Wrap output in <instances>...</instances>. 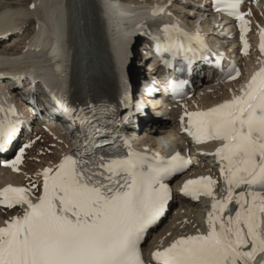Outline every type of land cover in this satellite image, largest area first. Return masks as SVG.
Listing matches in <instances>:
<instances>
[{
  "label": "snow or ice",
  "instance_id": "obj_1",
  "mask_svg": "<svg viewBox=\"0 0 264 264\" xmlns=\"http://www.w3.org/2000/svg\"><path fill=\"white\" fill-rule=\"evenodd\" d=\"M241 3L213 0V8L239 22L247 55L250 21L245 16L250 13L240 11ZM165 7L157 6L153 15L163 13ZM162 32L163 39H153L165 67L177 58L189 68L197 59L208 58L210 49L198 33L179 23L163 25ZM259 37V51L264 54V27L259 29ZM220 60L222 56L216 63L226 80L239 77L235 65L224 69ZM186 83L170 81L173 99L185 97ZM128 99L125 95L124 100ZM59 106L68 118L78 119L81 128L88 123L83 110L76 116V109L64 103ZM91 111L95 114L96 110ZM0 114L3 153L19 134L22 121L16 118L14 106L0 107ZM180 122L196 144L220 142L213 153L203 154L216 157L226 195L217 198V181L211 176L186 180L181 190L184 196L211 198L207 231L181 236L167 247L157 248L151 253L153 264H252L257 254L264 253V65L241 87L239 95L206 110H185ZM106 145H111L107 138L97 142L85 137L75 151L42 169L37 173L42 177V189L35 199L36 183L0 189V206L22 209L21 215L10 217L0 227V264H145L141 242L171 198L166 181L184 171L190 161L179 152L168 159L149 158L132 150L127 140L128 151L123 154L105 152ZM28 147L31 142L20 147L6 166L19 171Z\"/></svg>",
  "mask_w": 264,
  "mask_h": 264
},
{
  "label": "bare ground",
  "instance_id": "obj_2",
  "mask_svg": "<svg viewBox=\"0 0 264 264\" xmlns=\"http://www.w3.org/2000/svg\"><path fill=\"white\" fill-rule=\"evenodd\" d=\"M118 1L128 3L132 8H121ZM250 1L245 0L247 7H252ZM5 2L8 3L7 0H0V6ZM32 4L34 7H31ZM154 4L166 6L168 12L171 11L173 16L183 22L189 24L201 22L204 31L208 32L213 40H219L224 47L226 35H234L228 43L237 41L235 22L223 27L222 21L211 14L208 0H15L0 9V76H2L0 81L4 82L7 79L5 77L11 74L34 71L47 79L48 87L55 88L56 94L71 98L78 92L91 97L93 90L102 86L105 80L115 95L130 84L145 85L146 80L153 76L152 70L157 66L155 64L154 69L150 68L152 63L148 40L136 36L133 46L130 45L128 33L122 31L121 22L135 11L137 15L133 23L141 25L147 8ZM253 9L258 20H262L264 1ZM35 20L37 21L35 31H32L30 25ZM249 21L254 26V19L251 18ZM138 29L140 31L142 28ZM12 38L14 42L8 43ZM253 56L256 57L254 54ZM239 60L245 71L247 66L253 63L251 54L243 55ZM203 75L204 78L199 75L196 77L200 89L198 96L191 100V106L210 105L231 94L228 84H216L215 78L205 69ZM2 82L0 90L9 91V86L4 85L8 81L3 84ZM26 88L28 89V85ZM8 96L13 101L17 100L13 94L8 93ZM31 111V108L27 111L30 116ZM165 113L170 117L168 120L157 117L141 119L144 132L139 135L137 144L148 146L150 149L187 148V141L178 136L176 131L178 127L176 111L165 110ZM42 129L52 132L55 137H64L65 142L69 143L68 137L62 136L53 127L39 126L36 133ZM28 140L32 148L31 137ZM59 145L60 147L55 150V160L33 154L30 148L32 161L27 160L25 165L21 164L23 171L20 174L0 168V187L8 181L26 184L30 180L29 175H36L43 165L58 162L67 152L66 144ZM208 152L206 149L205 153ZM196 153H199L198 149L192 152ZM204 158L190 169V174L211 172L220 179L217 168L211 164L212 157L207 156L206 161ZM218 186L221 190L223 184ZM208 203V199H204L198 204H191L182 197H177L174 218L156 234L154 246H162L176 235L201 228ZM15 213L16 210L9 211L0 207V224ZM263 255L264 253L260 254L258 259ZM256 262L257 260L252 264Z\"/></svg>",
  "mask_w": 264,
  "mask_h": 264
},
{
  "label": "rangeland",
  "instance_id": "obj_3",
  "mask_svg": "<svg viewBox=\"0 0 264 264\" xmlns=\"http://www.w3.org/2000/svg\"><path fill=\"white\" fill-rule=\"evenodd\" d=\"M7 1H8V3H10V2H13L15 0H7ZM27 1H30V0H27ZM8 3L5 2L3 6H0V9L4 8V6H6ZM34 22L30 25V28L32 29V31H35V24H36L37 21L35 20ZM12 42H14V38H12L8 43H12ZM44 132H47V131L42 129V130L38 131L36 133V135H34L33 137H31V141H32V145L33 146L31 148V151L30 152H33V154H40L44 159H46V158L47 159L52 158V160H55V158H56V156H55V150L58 147H60L59 144H62V143L59 142V140L61 138L55 137L53 134L49 137L48 140L50 142H52V144H53L50 152H48L45 148L38 149V148H36V145H37L38 142H44V143H46V141H47V138L43 137V135H42ZM36 136H39V141H36ZM63 144H66V143H63ZM172 216H173V213H170V215L166 218V220L163 223L164 226L167 223L170 222V220L172 219Z\"/></svg>",
  "mask_w": 264,
  "mask_h": 264
}]
</instances>
